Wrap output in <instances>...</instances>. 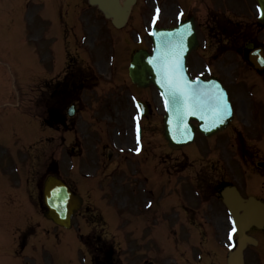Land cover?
<instances>
[{
    "label": "rangeland",
    "instance_id": "rangeland-1",
    "mask_svg": "<svg viewBox=\"0 0 264 264\" xmlns=\"http://www.w3.org/2000/svg\"><path fill=\"white\" fill-rule=\"evenodd\" d=\"M232 1H235L237 4L239 2V0H229V2ZM244 2L249 6L251 16L254 18V3L251 0H245ZM81 5L82 1L79 2L78 7H81ZM142 7V3L139 2L129 23H134ZM151 9L152 7L149 9L146 21H148L151 14ZM65 12H67V6L64 0H22L20 5H16L13 8L6 23H0V60L3 61V64L0 65V100L1 94L5 98V89L10 88L12 85L8 79L11 80L13 78L12 74L14 75V68H16L14 66V17H18V28L21 27L23 29L24 24L20 17L29 20L32 17L39 16L45 21V15H49V19L46 20L47 24H44L43 28L46 34L49 30L52 38L57 35V31L53 34V30L58 28L57 25H53V20L56 21L61 13ZM202 12L207 16V11ZM198 16L200 22L208 19V17H204L202 14ZM209 17L213 20L217 19L214 14H210ZM78 20L80 24L76 23L75 32L76 34H80L77 36V47H80L82 56L76 60L73 58L68 59V62L72 63L71 70L80 71V68L83 66V71L86 68L89 71V73L84 74L88 78L85 82L88 90H82V93L79 94L81 109L85 112L78 114L76 118L78 133L81 137L80 139H76V142L74 141L73 147L78 149V151H76L75 155L69 153L67 159L64 157L61 159L60 151L55 145L52 144L53 146L49 149L54 153H52V160L54 159L60 165V171L70 181L73 188L78 192L80 191L86 199L84 214L78 216L74 221L77 227H81L82 232L80 230V233L86 235L83 234V236H79L78 238L75 237L74 232L63 230L64 233H62L61 239L59 234H57L58 228L52 224L48 225L41 217L36 199L35 206L29 207L28 211V215H31L32 219H30V216V218H26L27 220L21 224L15 221L14 224H6L4 223V219L7 216L9 219H14V213L10 214L14 204L11 202H8V204L1 202L0 264H88L87 259L83 263V258L79 259L78 255L84 254L87 256L89 254L91 248L86 242H92L93 234H97V232L102 233L104 237L105 235L111 237L110 240L115 246L114 256L118 260L116 264H222V259L220 258L218 263V259L212 253L224 255V252L227 250L228 243L225 238V232L229 227L227 222L228 217H222L217 213H214L215 217L213 218L210 215L206 216L207 218L190 216L189 213L193 210L197 211L199 209L200 211L206 209L203 203L196 198V191L194 186H192L194 184L185 183V181L191 182L195 176L206 184L202 195L204 198H209L210 201L207 205L214 204L215 206H220L219 202H217L219 200L212 197L214 193L213 187L216 182H230L232 185H237L241 190L248 188L250 190L248 193L254 195L262 193V185L264 183L263 120L261 121V125L256 124V126H253L254 128L252 127L255 132H252V129L250 131L248 127V133L244 132L245 127H243L244 123L242 120L237 123L239 125L238 130H243V132L240 131L242 134H248L250 139L252 138L253 140L251 142H246L244 139L247 138L240 135L238 136V141L232 143L228 137V134L231 133L229 131L215 138L214 141L216 143L210 142L213 139L208 142L199 140L194 147L189 146L186 149L171 152L166 147L161 136V130L159 131L158 115L155 110V93L153 90H150L152 96L150 97L145 92L146 95L143 93L144 98L147 96L153 108V115L150 114L142 122L145 125V138L143 142L146 146L147 159L144 160V163H141L139 169L145 170V174H141L139 170H136V175H140L133 176L131 174L132 169L128 166L124 171L130 181L125 183L126 176L122 172L123 167L126 162L129 163V161L135 160L134 158L138 159V157L133 154L131 134L130 116L134 111L130 104V98L127 97L128 92L124 91V88L131 86V84L126 71L123 72L121 70L123 69L122 67L126 66L125 63L129 57L126 58L125 56L129 55L132 49L139 45L134 40V37L127 40L125 38L126 34H123V30L118 33H112L113 31L108 21L103 19L96 10L89 8L86 0H83V10ZM241 24L245 26L244 22H241ZM247 24L249 25L248 22ZM250 27L253 26L250 25ZM83 28L84 31H82ZM244 32H250V28ZM82 33L83 35H81ZM210 33L211 37L215 39L218 32L211 31ZM109 35L114 46L109 41ZM23 37L26 38L25 31L23 32ZM259 37L264 41V34ZM68 38L71 39L70 42L68 41L71 46L69 48L70 51H67L76 54L77 50L73 48L76 38L72 36L71 32ZM122 38L127 41L124 42ZM214 42L215 40L212 41L211 45L213 47H211V51L214 50ZM18 44L20 43L16 42L15 46ZM140 46H147V43L143 41ZM86 49L89 54L85 51ZM229 49L228 47L221 48L222 52ZM198 52L196 55L200 56L198 54L202 53L200 50ZM78 56H80L79 53ZM224 59L230 62L229 65H225V71L240 70L243 67L241 60L237 59L235 54L226 52ZM194 60H196L195 55L191 61L195 62ZM111 62L112 65H110ZM116 64L118 66L112 68ZM216 64L219 63L216 62ZM76 65L77 67L75 68ZM240 71H243V69ZM223 75L222 77L227 82L234 81V78L226 77L225 72ZM256 89L259 88L256 87ZM256 89L252 90L253 94H255ZM129 91L130 95L140 97L138 89L130 88ZM235 92L234 90L231 92V97H235ZM239 94L240 91L237 92V95ZM24 98H26L25 95ZM248 105L245 106L248 107ZM26 110L29 114L33 113L37 117H41L43 113L42 111H38L39 109L30 110L27 108ZM89 114H92L93 117H90ZM37 117H34V121L38 123L40 120ZM21 118L19 113L14 111L13 106L5 102L0 103V167L4 172L11 169L14 157H20L15 147L19 149L24 146L20 138L14 137V133L26 134L27 132L26 128H21L20 126ZM247 124H249L248 121ZM40 125L42 126V130L35 122H32L30 130V154L32 152V155L36 157L34 164L33 158L30 155V165L33 166L31 167V174L32 176L35 174V178L42 171V156L39 158L40 152H43L42 154L45 156L47 155L46 144L39 139H42L43 136L45 137L48 132L45 130L46 126L43 122ZM94 131L104 137V139L99 140V146L105 144V151H111L113 153L112 158L109 159L105 151L103 154L99 149L97 151V146L94 148L92 145L96 143V140H94L96 139L94 137L96 133H94V136L92 135ZM50 132L51 134L53 133V131ZM76 132L77 130L74 129L72 133ZM222 140L225 141V148L223 145L216 147L215 145L221 144ZM70 141L73 142V140ZM208 143L214 146L207 147ZM34 145L39 149L37 152L34 149ZM70 145L66 141L67 148H70ZM201 146L205 148L202 149L200 148ZM239 146L245 151L241 158L236 154L234 155L235 149L239 148ZM208 149H213L214 151H205ZM202 150L207 153H202ZM86 151L90 154L92 160L90 161L91 158L88 159L87 164L83 166L84 153ZM77 152L83 154L76 155ZM223 152L224 156L221 154ZM71 155L74 162L70 161ZM208 157L214 158L209 159L212 161L210 167L204 165L208 162L206 160ZM258 162H263L260 170L262 174H253L254 170L260 169L257 167ZM78 165L82 166L79 167ZM161 171L162 180L160 182L158 180V173ZM90 179L94 180L93 183H97V186L91 184ZM208 182L213 184L212 187ZM153 183H155L154 186H151ZM136 194L137 196H135ZM35 195L37 196V186ZM130 195L135 197H130ZM130 198L134 199V202L130 203L129 208V205L125 204L124 200L127 202ZM155 199H159L162 202V221L157 220L158 218L155 219L159 214V210L156 211V216H151V213L155 212ZM99 205H101L102 217L99 215L90 216V219L87 221L86 218L91 213V209L94 210ZM126 209L129 213L125 212ZM220 218L223 220L221 222L223 229L222 231L219 230L221 235L216 239L215 237H211V229H213V226H216L215 222H218ZM201 219L213 222L210 224L205 223L204 225L202 222H196ZM95 220L99 222L98 225L91 224ZM155 220L157 222H154ZM123 221L128 222L124 228H122L125 225ZM32 225H35L34 237L28 240L26 247H19L17 231L21 232L26 226ZM48 228L52 234H55L50 235ZM153 233L156 236H152ZM64 239H66L64 246H67L69 251H53L60 243L62 244V240ZM218 242H221V247ZM72 248L78 252L74 253L72 259L65 260L67 257L64 255L73 254ZM60 255H63L61 260L65 261L57 260Z\"/></svg>",
    "mask_w": 264,
    "mask_h": 264
},
{
    "label": "water",
    "instance_id": "water-1",
    "mask_svg": "<svg viewBox=\"0 0 264 264\" xmlns=\"http://www.w3.org/2000/svg\"><path fill=\"white\" fill-rule=\"evenodd\" d=\"M91 4H96L107 17H111L112 23L119 27L124 24L129 8L134 0H124L122 6L118 0H89ZM261 9V20L264 21V0H257ZM186 26H180V29L171 32V34L154 33L155 37V52L153 56L147 55L144 52H137L130 64L129 71L133 80H137L141 85H146L149 82L160 85L165 83L164 69L175 62L178 66H170L174 71V79L178 86L183 88L182 94L177 91L173 96L169 92L168 111L169 114L164 120V137L169 142L170 147L176 148L183 145L176 142L189 143L193 135L194 128L189 124V119L195 115L200 120V129L210 135L219 129L225 127L228 122V108L222 91L216 83L212 82H187L184 76L183 56L195 47L193 32L186 34ZM157 77V78H156ZM171 78V77H170ZM187 80V81H186ZM186 86V87H185ZM193 105H196L194 108ZM188 107L190 114L184 116V109ZM213 107H217L213 111ZM218 112V108H225ZM192 108V109H191ZM194 113V114H192ZM227 113V115H226ZM48 188L50 184L47 183ZM48 190V189H47ZM48 196V202L51 206L47 218L54 222L69 227V218L77 208L79 201L76 197H71L67 189L61 185L58 188L52 189ZM65 195L69 198L68 203L61 202V197L58 194Z\"/></svg>",
    "mask_w": 264,
    "mask_h": 264
},
{
    "label": "flooded vegetation",
    "instance_id": "flooded-vegetation-1",
    "mask_svg": "<svg viewBox=\"0 0 264 264\" xmlns=\"http://www.w3.org/2000/svg\"><path fill=\"white\" fill-rule=\"evenodd\" d=\"M157 5L160 7V11L161 14L164 18H168L169 22L167 24H170V22L173 19L174 11L178 10L177 8H181L184 11V16L182 17V20H185L189 17H191L192 15L190 14L191 12V7L194 8L195 5V0H155ZM200 2H203L204 0H197ZM221 3V0H220ZM217 22H206L203 24H200V26H197V32H198V36L200 39V36H203L204 39H209V34H210V30H219L222 26L221 21L220 20H215ZM200 32V35H199ZM207 32V33H206ZM50 60V57L48 58V61ZM50 67H51V61H49L46 64V68H48V71H50ZM48 71H46V73H48ZM60 76L62 78V84H66V70L64 69L63 71L60 72ZM260 246V242L259 245H257V247ZM255 247V248H257ZM252 251V253L249 255V258L251 260H253L255 262V264H264V260H262V256L264 255L263 252L260 251L259 248L255 249Z\"/></svg>",
    "mask_w": 264,
    "mask_h": 264
},
{
    "label": "snow or ice",
    "instance_id": "snow-or-ice-1",
    "mask_svg": "<svg viewBox=\"0 0 264 264\" xmlns=\"http://www.w3.org/2000/svg\"><path fill=\"white\" fill-rule=\"evenodd\" d=\"M161 67H162V69H164L165 81L168 84V86L175 87L177 84V81L174 79V75H173L174 69H172L170 66L168 68H165L163 64L161 65ZM182 94H184V93L182 92ZM174 95H175V93H173V96ZM193 107L195 108L196 105H193ZM221 110H226V107L223 109L218 108V112ZM192 114H194V113H192ZM229 239H231V235L229 236Z\"/></svg>",
    "mask_w": 264,
    "mask_h": 264
},
{
    "label": "bare ground",
    "instance_id": "bare-ground-1",
    "mask_svg": "<svg viewBox=\"0 0 264 264\" xmlns=\"http://www.w3.org/2000/svg\"><path fill=\"white\" fill-rule=\"evenodd\" d=\"M255 214H256L257 217L259 218V216H260V212H259V210H258V211L256 210V213H255ZM259 219L262 220V221H264V217H263V216H261ZM257 220H258V219L255 218V217H252V218L247 219V221H248L249 223H253V222L257 221ZM235 227H236V229H239V227H243V225H242V223H240L239 221L236 220V221H235ZM238 232H239V230H238ZM235 254H236V253H235ZM235 254H233V255H231V256H234ZM234 257H235V256H234ZM232 264H239L238 257H236V258L233 259Z\"/></svg>",
    "mask_w": 264,
    "mask_h": 264
}]
</instances>
